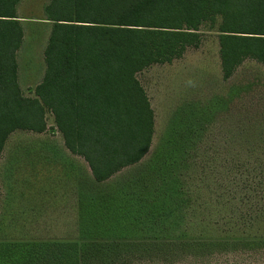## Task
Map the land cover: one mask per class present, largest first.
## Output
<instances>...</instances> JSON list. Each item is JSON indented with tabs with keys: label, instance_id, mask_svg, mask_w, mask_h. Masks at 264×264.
<instances>
[{
	"label": "rangeland",
	"instance_id": "1",
	"mask_svg": "<svg viewBox=\"0 0 264 264\" xmlns=\"http://www.w3.org/2000/svg\"><path fill=\"white\" fill-rule=\"evenodd\" d=\"M49 1L17 6L18 83L30 97L45 72ZM198 33L197 48L136 75L154 114L149 151L108 181L84 185L82 208L77 177L89 171L51 114L44 133L9 136L0 264H264V66L247 59L225 80L217 32ZM106 239L115 241L99 242Z\"/></svg>",
	"mask_w": 264,
	"mask_h": 264
},
{
	"label": "trees",
	"instance_id": "2",
	"mask_svg": "<svg viewBox=\"0 0 264 264\" xmlns=\"http://www.w3.org/2000/svg\"><path fill=\"white\" fill-rule=\"evenodd\" d=\"M20 1L0 0V158L10 135L44 133L51 114L65 148L89 171V179L78 172L80 208L84 185L108 181L149 151L154 114L138 73L197 48L203 26L217 32L223 79L247 59L264 66V0H50L45 72L26 96L18 83Z\"/></svg>",
	"mask_w": 264,
	"mask_h": 264
}]
</instances>
